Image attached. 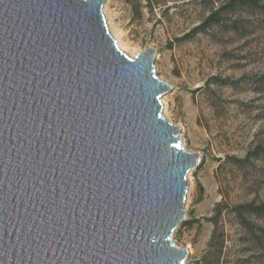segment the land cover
<instances>
[{"label":"water","instance_id":"95a60500","mask_svg":"<svg viewBox=\"0 0 264 264\" xmlns=\"http://www.w3.org/2000/svg\"><path fill=\"white\" fill-rule=\"evenodd\" d=\"M104 2L0 0V264H187L199 155L155 49L123 52Z\"/></svg>","mask_w":264,"mask_h":264},{"label":"rangeland","instance_id":"374dc122","mask_svg":"<svg viewBox=\"0 0 264 264\" xmlns=\"http://www.w3.org/2000/svg\"><path fill=\"white\" fill-rule=\"evenodd\" d=\"M227 0H105L110 34L128 56L155 49L154 72L171 84L162 113L199 155L189 170L185 219L173 232L187 264H264V217L242 204L264 201V12ZM264 2V0H259Z\"/></svg>","mask_w":264,"mask_h":264},{"label":"trees","instance_id":"16d2710c","mask_svg":"<svg viewBox=\"0 0 264 264\" xmlns=\"http://www.w3.org/2000/svg\"><path fill=\"white\" fill-rule=\"evenodd\" d=\"M248 5L252 7H257L264 12V2H259V0H227L222 3L218 8L211 11L203 20L202 27L208 26L213 23H217L221 19V13L226 10L233 9L236 5ZM264 154V145L258 144L253 147L251 151L248 152V156L257 157ZM243 209L248 213H253L257 216L264 217V201L254 202L249 201L242 204ZM264 233V228H261V234Z\"/></svg>","mask_w":264,"mask_h":264},{"label":"bare ground","instance_id":"6f19581e","mask_svg":"<svg viewBox=\"0 0 264 264\" xmlns=\"http://www.w3.org/2000/svg\"><path fill=\"white\" fill-rule=\"evenodd\" d=\"M117 42H118L119 47L123 49V44H122L121 40L118 39Z\"/></svg>","mask_w":264,"mask_h":264}]
</instances>
